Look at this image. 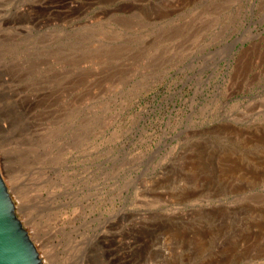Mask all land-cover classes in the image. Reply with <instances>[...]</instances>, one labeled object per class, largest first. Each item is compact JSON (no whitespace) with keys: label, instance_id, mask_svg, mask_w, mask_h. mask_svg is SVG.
Instances as JSON below:
<instances>
[{"label":"rangeland","instance_id":"374dc122","mask_svg":"<svg viewBox=\"0 0 264 264\" xmlns=\"http://www.w3.org/2000/svg\"><path fill=\"white\" fill-rule=\"evenodd\" d=\"M0 171L45 264H264V0H0Z\"/></svg>","mask_w":264,"mask_h":264},{"label":"water","instance_id":"95a60500","mask_svg":"<svg viewBox=\"0 0 264 264\" xmlns=\"http://www.w3.org/2000/svg\"><path fill=\"white\" fill-rule=\"evenodd\" d=\"M0 264H45L15 211L0 171Z\"/></svg>","mask_w":264,"mask_h":264}]
</instances>
